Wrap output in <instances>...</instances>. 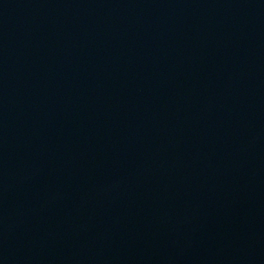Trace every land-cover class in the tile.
<instances>
[{
    "label": "water",
    "instance_id": "1",
    "mask_svg": "<svg viewBox=\"0 0 264 264\" xmlns=\"http://www.w3.org/2000/svg\"><path fill=\"white\" fill-rule=\"evenodd\" d=\"M0 264H264V0H0Z\"/></svg>",
    "mask_w": 264,
    "mask_h": 264
}]
</instances>
